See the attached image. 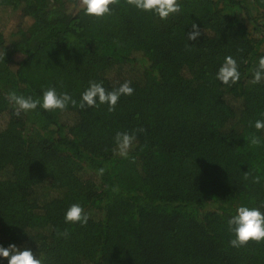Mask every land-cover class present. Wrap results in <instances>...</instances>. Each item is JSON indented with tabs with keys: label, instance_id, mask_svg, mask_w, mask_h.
Returning a JSON list of instances; mask_svg holds the SVG:
<instances>
[{
	"label": "trees",
	"instance_id": "1",
	"mask_svg": "<svg viewBox=\"0 0 264 264\" xmlns=\"http://www.w3.org/2000/svg\"><path fill=\"white\" fill-rule=\"evenodd\" d=\"M0 29V264H264V0H0Z\"/></svg>",
	"mask_w": 264,
	"mask_h": 264
},
{
	"label": "rangeland",
	"instance_id": "2",
	"mask_svg": "<svg viewBox=\"0 0 264 264\" xmlns=\"http://www.w3.org/2000/svg\"><path fill=\"white\" fill-rule=\"evenodd\" d=\"M1 17H3L4 18V16H1ZM2 21H4V19H2ZM3 26L1 25V28H2ZM1 30V29H0Z\"/></svg>",
	"mask_w": 264,
	"mask_h": 264
}]
</instances>
